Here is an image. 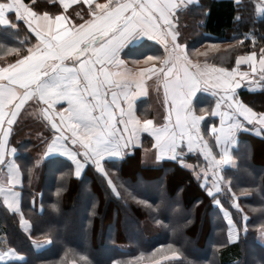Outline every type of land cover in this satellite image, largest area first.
I'll list each match as a JSON object with an SVG mask.
<instances>
[{"label":"snow or ice","instance_id":"snow-or-ice-1","mask_svg":"<svg viewBox=\"0 0 264 264\" xmlns=\"http://www.w3.org/2000/svg\"><path fill=\"white\" fill-rule=\"evenodd\" d=\"M184 2L61 0L65 10L69 3L87 5V11L77 13L79 19H75L63 12L41 11L36 0H0V29L18 30L23 22L34 38L8 45L3 56L12 59L0 63V196L9 210L19 211L17 189L22 183L20 166L12 159L17 150L9 149V137L21 109L30 101L39 108L43 126L51 131L44 155L66 157L77 178L89 164L107 177L105 158L122 159L142 143L141 134H147L157 162L168 159L187 166L185 157H196L200 163L192 166L195 178L203 179L201 187L219 204L213 187L220 190V169L232 162L229 149L237 143V133L256 131L257 126L264 132V112L240 100L238 91L242 86L251 88L254 82L264 86V47L259 54L251 51L237 56L234 66L194 62L174 26ZM258 9L264 13V3ZM145 38L163 52L144 58V64L155 62L152 67L138 68L141 61L127 57L136 55L133 45ZM149 77L162 85V122L154 123L135 112V99L146 93ZM198 93L210 95L214 106L197 109ZM205 128L214 144L206 138ZM107 182L116 192L112 180ZM233 206L242 211L235 194ZM228 224L231 240L230 216ZM151 255L152 264H159L156 252ZM178 255L172 252V257ZM142 261L143 256L131 264Z\"/></svg>","mask_w":264,"mask_h":264},{"label":"trees","instance_id":"trees-1","mask_svg":"<svg viewBox=\"0 0 264 264\" xmlns=\"http://www.w3.org/2000/svg\"><path fill=\"white\" fill-rule=\"evenodd\" d=\"M258 2L197 0L179 9L174 25L190 59L229 67L239 55L259 54L264 47V14L257 15ZM36 3L41 11L63 12L57 0ZM20 40H34L23 22L18 30L0 29V63L12 59L3 52ZM239 93V99L254 111L264 112L261 83L257 90ZM196 104L197 109H210L214 99L199 93ZM137 114L153 117L144 101L137 102ZM205 135L214 144L206 128ZM38 137L29 133V142L21 145L18 155L29 235L0 205L7 245L24 258L8 264H131L141 256V264H152L153 252L159 264H264V244L258 241L259 230L264 229V132L237 134V143L230 149L236 167H221L220 190L213 187L219 204L201 187L203 179L195 178L192 166L200 163L196 157L186 156L187 166L168 159L157 162L147 135L122 159L105 158L107 177L89 164L79 178L66 159L43 157L48 139ZM109 178L119 196L108 184ZM208 185L212 187L211 173ZM233 194L242 211L233 206ZM84 197L87 203H82ZM223 211L237 231L235 242L229 241ZM56 218L65 223H57ZM67 236L72 238L66 240ZM45 242H49L47 247L35 250V244ZM173 251L179 255L172 257ZM162 255L168 259H161Z\"/></svg>","mask_w":264,"mask_h":264},{"label":"crops","instance_id":"crops-1","mask_svg":"<svg viewBox=\"0 0 264 264\" xmlns=\"http://www.w3.org/2000/svg\"><path fill=\"white\" fill-rule=\"evenodd\" d=\"M234 1L238 2L239 0H234ZM260 1H262V0H260ZM57 2L62 7L64 14L71 15L75 19H79V17L77 16V13H80L81 15H83L87 11V5H82V3H69V7L67 8V10H65L61 4V0H57ZM100 2H103V0H100ZM196 2H197V0H185L184 5L181 8H183L189 4H192V3H196ZM69 13H72V14H69ZM133 49L136 52V55L129 56V57H127V59H129V60H132V59L140 60L141 63L139 65H137L138 68L152 67L153 63H155V62H150L148 64H144L143 63L144 58L148 55H158V54H161L163 52V49L159 45L155 44L153 41L147 40L146 38L135 43L133 45ZM125 51H127V49ZM194 62H196V61H194ZM199 63H201V62H199ZM241 67L245 68L246 66L242 65ZM145 88H146V93L143 95L137 96L135 99V102H134L135 112L137 114V102L144 101V102H146L147 106L149 105L150 110L153 113V117L151 118L153 120V122L154 123L162 122L163 116L165 114V109L163 106L162 85L155 79V77H149L145 80ZM258 88H259V83L254 82L252 84L251 88H247V87L242 86L241 89L254 91V90H257ZM241 89H239V90H241ZM248 127H251V126L249 125ZM13 129L14 130H13L11 136L9 137V149H11L13 147L16 148L17 151H16L14 157H12V159H14L18 165H19V163H18L19 151H21V149H22L21 147L24 146L25 143L29 142V133H31V132H32V134H35L37 137L41 135L42 138L46 136L47 137L46 139H48L46 144L44 145L43 154H42L43 157H45V158L61 157V158L66 159L67 161H69L71 163L70 160H68L66 157L60 155L59 153H53V154H50L48 156L44 155L45 149L47 147V143L51 142V131L49 130V128H46L43 126V122L41 121L40 116H39V108L35 106V102L30 101V102L25 104L24 108L21 109L20 115L17 117V122L13 125ZM259 130H260L259 126H257V130L252 131V132L254 134H257L259 132ZM143 135H147V134H141V138ZM39 140L41 141V138H39ZM230 149H229V151H230ZM27 151H29V149H27ZM72 167H73V174L75 176V173H74L75 167L73 164H72ZM221 167L234 169L236 167V161L234 159H232V162L230 164L222 165ZM0 175H2V173H0ZM21 181H22V183L17 189L20 192L19 211L9 210L7 208V206L4 205L2 196H0V205L3 206V208L9 214H13L16 217V219L18 221L19 229L24 234L29 235L30 230H31V226H30V222H29V218H28L29 217L28 216L29 210L28 211L25 210L23 205H22V194H21V189H22V184H23L22 172H21ZM227 225H228V223H227ZM234 230H235V237L233 240L229 239L230 242H235L237 240V231L235 228H234ZM228 231H229V225H228ZM228 237H229V235H228ZM48 243L49 242H45V243H41V244H35V250L40 251V250L44 249L45 247L48 246ZM6 252H8L9 255L5 256L4 254ZM12 253H14V254H12ZM0 257H3V259H0V264L19 263V262H22L24 260L23 256H20L15 250L8 247L7 241H6L5 228H4L3 222L1 220H0Z\"/></svg>","mask_w":264,"mask_h":264},{"label":"rangeland","instance_id":"rangeland-1","mask_svg":"<svg viewBox=\"0 0 264 264\" xmlns=\"http://www.w3.org/2000/svg\"><path fill=\"white\" fill-rule=\"evenodd\" d=\"M262 3H264V0H262V1L258 2V3H256V11H257V15H258V16H261V15H262L261 12H260L259 9H258V6H259L260 4H262ZM212 48H215V47H212ZM201 63L203 64V63H205V62H201ZM74 173H75V171H74ZM81 201H82V203H87V202H88V198H87V197H84ZM222 213H223V216H224L226 222L228 223V217H229L228 213L225 212V211H223ZM55 220H56V222L59 223V224H64V223H65L62 219H59V218H56ZM228 225H229V224H228ZM233 227H234V226H232V229H231V230H232V232L234 233V235H233V237H232L231 240H233L234 237H235V230H234ZM229 231H230V228H229ZM229 231H228V235H229ZM262 233H264V229H260V230H259L258 241H259L260 243L264 244V236H262ZM71 238H72L71 236H67V237H66V240H70Z\"/></svg>","mask_w":264,"mask_h":264}]
</instances>
